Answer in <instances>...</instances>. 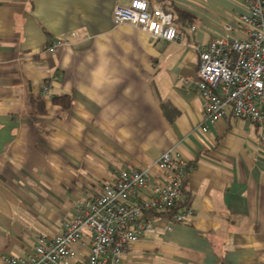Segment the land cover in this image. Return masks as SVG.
I'll use <instances>...</instances> for the list:
<instances>
[{
	"label": "crops",
	"instance_id": "0c3cea01",
	"mask_svg": "<svg viewBox=\"0 0 264 264\" xmlns=\"http://www.w3.org/2000/svg\"><path fill=\"white\" fill-rule=\"evenodd\" d=\"M130 1L0 0V264L26 256L40 233H62L79 201L120 171L153 166L173 147L195 166L184 196L193 211L174 225L155 214L125 263L264 264V128L229 109L203 130L191 83L194 45L240 38L245 0H151L187 14L177 41L117 24L115 7Z\"/></svg>",
	"mask_w": 264,
	"mask_h": 264
},
{
	"label": "built area",
	"instance_id": "2783aa9c",
	"mask_svg": "<svg viewBox=\"0 0 264 264\" xmlns=\"http://www.w3.org/2000/svg\"><path fill=\"white\" fill-rule=\"evenodd\" d=\"M245 4L240 38L227 34L194 45L200 63L191 83L203 100V130L227 118L229 109L236 117L264 128V0H245ZM113 17L117 24L130 23L149 33L152 40L183 39L173 14L163 6L151 5V0L118 5ZM224 26L229 32L237 30L232 23ZM191 28L195 30V26ZM79 35L58 36L43 50L55 52ZM194 167L173 147L153 166L120 171L99 193L79 201L74 218L62 233H40L32 250L26 256L8 257L9 264H126L132 245L155 228V214L171 213L169 223L174 225L192 213L191 206L175 208L184 200L185 182ZM145 191L150 196H144ZM78 243L87 247L80 249Z\"/></svg>",
	"mask_w": 264,
	"mask_h": 264
},
{
	"label": "trees",
	"instance_id": "16d2710c",
	"mask_svg": "<svg viewBox=\"0 0 264 264\" xmlns=\"http://www.w3.org/2000/svg\"><path fill=\"white\" fill-rule=\"evenodd\" d=\"M164 7V6H163ZM164 9L168 12H171L173 14V17H174V20L175 22L179 23L180 24V17L181 15L182 16H185L186 17V13L181 9V8H177V7H171V8H168V7H164ZM179 30V28H178ZM60 99V101L64 102L65 100H61L62 98L61 97H58ZM45 103V98L43 96H40L39 99L35 102V109H37V112L40 110V109H43V104ZM189 206V198L186 196L185 199L182 201L181 204H179L175 210L178 211V210H181V209H184L185 207ZM174 211V210H173ZM161 213H165L167 214L168 216L171 215V213L169 212H161ZM161 213H158V214H161Z\"/></svg>",
	"mask_w": 264,
	"mask_h": 264
}]
</instances>
